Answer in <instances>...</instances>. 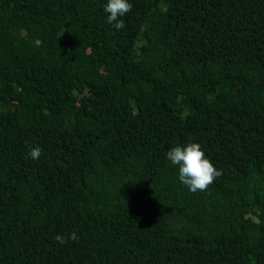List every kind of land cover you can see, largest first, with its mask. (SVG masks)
Here are the masks:
<instances>
[{"label":"trees","instance_id":"trees-1","mask_svg":"<svg viewBox=\"0 0 264 264\" xmlns=\"http://www.w3.org/2000/svg\"><path fill=\"white\" fill-rule=\"evenodd\" d=\"M129 2L0 0V264H264V0Z\"/></svg>","mask_w":264,"mask_h":264},{"label":"clouds","instance_id":"clouds-1","mask_svg":"<svg viewBox=\"0 0 264 264\" xmlns=\"http://www.w3.org/2000/svg\"><path fill=\"white\" fill-rule=\"evenodd\" d=\"M133 8L129 0H107L104 11L107 15V22L114 26L116 30L125 28V22L121 17L128 14ZM42 149L37 145L30 147L29 157L38 160L42 154ZM166 158L173 165L178 166L179 181L185 185L189 191H206L207 188L222 175L209 158L205 155L201 145L196 142L188 143L184 146L172 147L167 153ZM77 240L75 232L69 234L67 238L57 234L54 240L60 243H67V240Z\"/></svg>","mask_w":264,"mask_h":264}]
</instances>
